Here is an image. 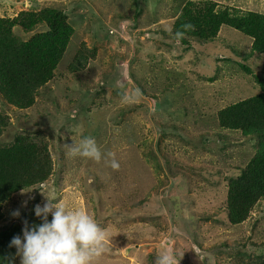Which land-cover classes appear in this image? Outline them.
Returning a JSON list of instances; mask_svg holds the SVG:
<instances>
[{
	"label": "rangeland",
	"instance_id": "rangeland-1",
	"mask_svg": "<svg viewBox=\"0 0 264 264\" xmlns=\"http://www.w3.org/2000/svg\"><path fill=\"white\" fill-rule=\"evenodd\" d=\"M187 1L0 0V17H15L22 11L41 10L45 7H56L63 10L69 16V21L76 30L66 58L73 54L81 41L85 42L87 48H98L99 54L102 52L105 54V57L96 58L95 61L89 63L85 78L70 77L52 83L49 87L50 92H45L41 96L40 110L36 107L19 110L3 105V110L11 119V125L5 131L2 140L9 143L13 141L19 132L32 133L44 129L47 140L51 144L52 159L54 161L53 176L45 186L54 197L60 198L61 202L69 209L82 208L86 211V206L93 207L92 216L110 238L106 253L95 259L94 264H126L124 262L126 259H129L130 264H142L141 261L137 260V252L147 254L153 250L155 244L153 246L132 245L128 244V241H143L141 229L138 227L141 223H144L143 217L160 216V221L168 220V235L156 243L157 249L163 250L164 240H169L171 242L170 253L173 254L175 248L180 251L181 255L190 257H194L190 249L192 246L196 252L201 251L195 243L194 235L198 236L199 243L201 242L203 248L206 249L211 246L212 243L209 242L213 239V242L221 243L230 236L250 235L251 233L250 226L248 227L247 223L234 228L225 226L228 222L226 215L213 208V205L217 206L215 203L224 198V191L222 190L226 188L227 184L225 176L227 174L235 175L238 172L236 168H231L229 164H240L242 158L250 159L252 152L255 151V139L250 144L248 138L237 134L236 139L223 141L212 137L211 142L204 143L206 147L214 150L222 148L223 145L234 146L232 151L229 149L226 156H223L221 151H217L214 155L202 150L203 157L200 159H203V162L211 165L214 170H223L222 174L215 177L214 180L218 181V187L208 188L207 192L201 193L200 189H194L193 192L188 193L186 181L182 185L176 186L175 183L169 180L168 185L163 190L164 192L161 191L160 194H155V192H152V182L156 183L159 178L163 179V174L157 176L154 166L148 167V165H145L142 149L132 146L134 143L130 145L128 136L121 130L122 127L117 125L122 121L120 119L124 114L125 118H128L127 124L131 123L140 129L139 142L144 140L145 151L147 152L150 149L157 151L156 138L163 131L162 127L158 126L159 121L163 119L169 122L170 114L174 116L177 114L179 117L184 116V109L177 107L184 102V94L189 93L187 98H190V104L191 102L197 104V106H193L192 113L188 115V121L192 122L193 112H197L198 106L203 110L208 109V113H211L204 120L207 121L206 129L208 127L211 129L210 125L213 124V120L210 115L213 113L212 109L216 110L214 104L218 103L220 106H224L225 102H230L229 100L239 101L258 91L255 85H250L248 79H241L239 76L236 79L241 80L242 84L230 83L229 77L232 71L224 72L225 79L220 85L200 80L204 76H213L212 71H215L216 63L222 60L224 56L229 54L230 57L236 58L234 52L232 50L228 51V48L224 45L226 40V42H235L236 47H241V43L244 40L246 41L241 32L224 27L229 31L223 32L225 40H220L223 37V33H221L220 37L212 44L201 45L192 42L190 47H184L178 43L172 45L167 41V38H163L161 33L162 24L154 23L155 20H152L149 14L157 6L160 16L156 17L161 19L163 14L166 15L167 10L179 12ZM216 1H219L221 6L240 7V9L264 13V0ZM137 9L144 12L141 17L134 18V10ZM130 13L132 19L125 22L130 29L129 33L127 25L122 21L128 19ZM139 18L148 27L151 26L157 30L158 34L154 36L146 35L148 41L143 39V42L138 46L135 37L132 39L131 35L134 34L131 28H135ZM144 22L140 21L142 27L145 25ZM171 28H168L167 31ZM45 29V25L32 32L15 28V33L22 39L27 40ZM146 32L149 31H144V33ZM232 33L238 35L241 41L234 37ZM158 38H163L164 45L158 44ZM217 44L220 45L223 52L228 51V54L222 57L220 52L214 49V45ZM134 48L145 52L144 56L148 53L151 54L152 61L150 63L146 61L138 62L136 54L132 53L136 52ZM210 48H213L216 54L205 53ZM105 49L108 53L110 52L109 55ZM205 55H208L207 59ZM131 61L136 62L133 64ZM164 62H167V67L163 68L161 63ZM157 64L159 67L153 69ZM185 69L188 71L187 74H183ZM104 70L108 72L107 77L101 76ZM133 71L136 72L135 75L132 74ZM172 71H176V73ZM176 74L180 75V78H184L185 83L180 88H177L180 82L173 84L174 87L171 90L163 93L161 100L165 101L166 107L169 103L174 104L175 107L174 111L169 113L163 111L152 97L141 91L138 80L145 79L143 86L146 92L152 95L154 91L156 92V89L153 88L155 84L161 87L166 77L175 78L177 77ZM102 78H105L104 82L99 83ZM235 86H237L236 89ZM155 95L159 96V93L156 92ZM42 108L47 109V113L38 115ZM178 110H180L179 113H177ZM151 111H155V113L153 115L151 113L146 114V112ZM51 114H59V116L51 118ZM175 121L182 124L177 119ZM38 123H42V126ZM49 124L57 125L47 126ZM181 133L185 134L184 132ZM231 134L234 135V133ZM84 137L94 138L102 153L105 154V158L99 163L88 158L71 156L70 146L75 142L79 143ZM109 152L115 154V159L120 164L118 170L111 168L110 161L112 157L107 156ZM27 190L30 189L25 191ZM179 190L183 192L179 193ZM149 193L148 201L141 208L137 206H134L133 209L128 208V210L125 208L126 205L132 207L134 204L139 203V200ZM130 196H134V199H131ZM25 202L26 205L39 202L38 204L43 206L45 198L38 188L23 195L19 192L7 204L8 209H12V211L19 209L21 213L19 217H13L9 211L12 220L21 219L25 210L28 211ZM127 202L133 203L128 204ZM258 213L259 211H255L252 216L258 218L260 216ZM127 219H129L128 224H125ZM217 220H219V224ZM261 224L263 225L264 222L261 221ZM208 237L210 239L206 240L205 238ZM261 239L263 240L264 237H261ZM184 244L189 245L184 248ZM132 246L137 249L128 254L127 251ZM262 250L263 247L261 246L256 248V254H260ZM162 252L163 254L166 253L164 250ZM248 252L253 254V251L248 250ZM214 256L217 255L214 253ZM212 258L214 259L213 256Z\"/></svg>",
	"mask_w": 264,
	"mask_h": 264
},
{
	"label": "trees",
	"instance_id": "trees-1",
	"mask_svg": "<svg viewBox=\"0 0 264 264\" xmlns=\"http://www.w3.org/2000/svg\"><path fill=\"white\" fill-rule=\"evenodd\" d=\"M141 9L134 10V18L142 16L144 11ZM149 16L155 20L154 23L162 24L163 38H167V41L172 45L178 43L181 46L190 47L192 42L201 45L212 44L220 37L221 33L229 32L224 27L241 32L246 38V41L241 43V47H236L235 42H226L223 33L220 40H225L224 46L228 48V51L232 50L236 58L230 57L228 51L223 52L219 44L214 45V49L219 51L222 57L225 54L228 56H224L216 63V69L212 71L213 76H204L200 80L220 85L225 79L224 72L232 71L229 77L230 83L242 84L241 80L236 79L239 76L241 79H248L250 85H255L258 91L239 101L229 100L230 102H225L224 106H220L218 103L214 104L216 110L212 109L213 113L210 115L213 120V124L210 125L211 129L209 127L206 129L207 121L204 120L211 113H208V109L203 110L198 106L197 112H193L192 122L188 121L187 117L192 113L193 106H197L195 102L189 103L191 101L190 98H187L189 93L184 94V102L177 106L184 109L183 117L170 114L169 122L163 119L159 121L158 126H161L163 131L156 138L157 151L153 149L145 151L144 140L139 142L140 129L131 123L127 124L128 118H125L124 114L120 119L122 121L117 125L121 126V130L128 136L130 145L134 143L132 146L142 149L145 165L154 166L157 176L163 174V179L159 178L156 183L152 182V192L155 194H160L168 185L169 180L176 186L182 185L186 181L188 193L193 192L194 189H200L202 193L207 192V189L213 186L218 187V181L214 180L215 177L222 174L223 170L212 169L211 165H207L200 158L203 157V151L214 155L217 151H221L223 156H226L229 149L232 151L234 146L223 145L222 148L214 150L206 147L204 143L211 142L212 137L223 141L236 139L237 134L248 138L250 144L255 139L256 147L250 159L242 158L240 164H229L238 172L235 175L227 174L225 176L227 184L226 188L222 190L224 198L218 203L212 201L217 205H213V208L226 215L228 222L225 226L234 228L247 223L248 227L250 226V235L230 236L221 243L213 242V239L209 242L212 243L211 246L206 249L203 248L201 242L199 243L198 236L194 235L195 243L201 250L199 253L192 246L190 249L194 257L181 255L180 251L175 248L173 254L177 256L180 264H264V239H261L264 237V224H261V221L264 222V13L244 10L240 7L221 6L220 2L216 0H188L179 12L167 10L166 15L163 14L162 18L158 19L156 16H160V14L156 6ZM130 19H132L131 13L124 22H129ZM140 21L144 22L139 18L135 28H131L134 34L131 35L132 39L135 37L138 46L143 42V39L147 40L146 35L158 34L157 30L151 26L148 27L145 22L142 27ZM43 25L46 26L44 31L36 33L27 40L15 33V28L32 32ZM126 25L128 28L127 23ZM170 27L172 28L167 31ZM150 29H152L151 32ZM144 31L149 32L144 33ZM75 33L76 30L69 21V16L56 7L25 10L15 17H0V264H10V262L11 264H20V257L15 255L16 249L9 247L10 241L17 234L22 235L25 221L29 226L41 222L34 212L35 205L39 202L27 204L28 211L25 210L23 217L18 220H12L11 213L13 211L7 208L8 202L12 201L22 189L46 185L51 180L54 171L51 144L47 140L44 129L32 133L19 132L9 143L2 140L5 131L11 125V119L3 110V105L19 110H28L33 107L40 110L41 96L45 92H50L49 87L56 80H66L70 77L85 78L89 63L95 61L96 58L105 57V54L103 52L99 54L98 48H87L85 42L81 41L73 54L66 58ZM176 33H180L179 38ZM233 33L232 35L241 41V38ZM226 35L229 36L227 33ZM163 38L157 39L158 44L164 45ZM214 49L210 48L205 53L210 52L211 55H214L216 54ZM135 50L136 52L132 53L136 54L138 62L150 63L152 61L151 54L148 53L144 56L145 52H142L141 49ZM105 51L109 55L110 52L108 53L106 49ZM207 56L205 55L206 59ZM197 60L199 61V59ZM131 62L134 64L136 61ZM161 65L163 68L167 67V62L161 63ZM156 67H159L158 64L153 69ZM172 72L176 73V71ZM135 73L133 71L132 74L135 75ZM187 73L188 71L185 69L183 74ZM101 76L107 77V70H104ZM180 77V75L175 78L166 77L167 79L165 78L161 87L155 84L153 88L156 89L159 96L155 95V91L152 95L146 92L143 86L145 79L138 80V84L141 91L152 97L163 111L172 113L175 108L174 104L169 103L166 107L165 101L161 99L164 92L174 87L173 84L180 82L177 88L184 85L185 79ZM104 80L105 78H102L99 83ZM189 80L191 81V79ZM89 86L91 85L89 84ZM168 108L170 109L168 110ZM179 112L180 110L177 111V113ZM46 113L47 109L42 108L38 115ZM148 113L153 115L155 111L146 112V114ZM58 116L59 114H51V118ZM171 117L181 121L182 124H178ZM38 124L42 126V123ZM56 125L49 124L47 126ZM181 192L183 191L179 190V193ZM209 195L211 194L209 193ZM130 197L134 199V196ZM149 197L150 193L140 199L139 203L132 207L126 205L125 208L127 210L128 208L133 209L134 206L141 208ZM131 203L133 202L128 204ZM85 209L90 215L94 212L93 207L86 206ZM255 211H259L258 218L252 216ZM143 218L144 223L138 226L141 229L143 241L129 240L128 244L146 246L155 244L151 252L147 254L137 252L136 256L142 264H155L156 257L163 254V250L157 249L156 243L168 235V220L160 221V216ZM211 218L213 219V217ZM253 218L254 220H252ZM128 221L129 219L125 224H128ZM217 222L219 224V220ZM205 239H210V237ZM188 245L184 244V248H187ZM260 246L263 247V250L260 254H256V248ZM135 249L137 248L132 246L127 253L130 254ZM248 250L253 251L254 255L250 254ZM166 252L172 254L169 251ZM214 253L217 256H214ZM202 254H204L203 259L200 258ZM128 260L126 259L124 262L130 264Z\"/></svg>",
	"mask_w": 264,
	"mask_h": 264
},
{
	"label": "clouds",
	"instance_id": "clouds-1",
	"mask_svg": "<svg viewBox=\"0 0 264 264\" xmlns=\"http://www.w3.org/2000/svg\"><path fill=\"white\" fill-rule=\"evenodd\" d=\"M176 36L179 38L180 33H176ZM70 154L97 163L105 158L92 137H84L79 143L71 145ZM107 156L112 157L111 168L118 170L120 164L115 154L109 152ZM36 188L45 198L43 206L37 204L34 208L35 216L41 222L29 226L25 221L22 235L14 236L9 244V247L16 249L15 255L20 257V264H94V260L108 249L110 238L107 232L82 208L69 209L60 198L51 194L47 186ZM33 189H22L21 194ZM20 215L19 209L12 212L13 217ZM155 264H179V260L175 254L166 252L156 257Z\"/></svg>",
	"mask_w": 264,
	"mask_h": 264
},
{
	"label": "water",
	"instance_id": "water-1",
	"mask_svg": "<svg viewBox=\"0 0 264 264\" xmlns=\"http://www.w3.org/2000/svg\"><path fill=\"white\" fill-rule=\"evenodd\" d=\"M162 248L165 251H169L171 249V242L169 240H164Z\"/></svg>",
	"mask_w": 264,
	"mask_h": 264
}]
</instances>
